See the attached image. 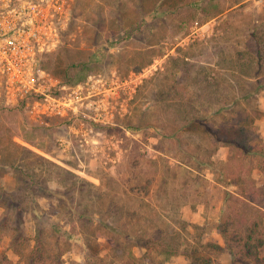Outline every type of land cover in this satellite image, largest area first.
Masks as SVG:
<instances>
[{
    "label": "rangeland",
    "instance_id": "rangeland-1",
    "mask_svg": "<svg viewBox=\"0 0 264 264\" xmlns=\"http://www.w3.org/2000/svg\"><path fill=\"white\" fill-rule=\"evenodd\" d=\"M34 2L60 105L0 93V260L35 264L41 228L44 264H264L238 237L264 231V156L224 142L264 145V0Z\"/></svg>",
    "mask_w": 264,
    "mask_h": 264
},
{
    "label": "built area",
    "instance_id": "built-area-1",
    "mask_svg": "<svg viewBox=\"0 0 264 264\" xmlns=\"http://www.w3.org/2000/svg\"><path fill=\"white\" fill-rule=\"evenodd\" d=\"M40 12V2L34 0L0 1V93L14 105L28 95L44 94L45 102L36 100L30 110L38 116L60 105L59 98L47 94L45 82L52 78L37 59L41 49ZM61 103L70 105L68 101Z\"/></svg>",
    "mask_w": 264,
    "mask_h": 264
},
{
    "label": "trees",
    "instance_id": "trees-1",
    "mask_svg": "<svg viewBox=\"0 0 264 264\" xmlns=\"http://www.w3.org/2000/svg\"><path fill=\"white\" fill-rule=\"evenodd\" d=\"M252 38H254V41L256 43V47L259 46L258 48V55L256 56V61L259 62V64L261 65V62L264 59V51H263V47L261 48V43L264 44V38H262V36L259 35L257 29H255L252 33ZM255 76L253 77L255 83H253V88H251V90L248 91L249 94H256L258 92V90L260 88H262L264 86V82L261 80L262 79V75L258 72H255ZM261 76V77H260ZM229 141L234 144L237 149L240 148V150L242 151V153L245 154H255L258 153L260 155L264 156V146L261 144H256V146L250 145V144H246L243 141L239 140V138L237 139H229L226 138V140H224V142L229 143ZM21 207L18 206V209H20ZM31 211L33 212V214L38 218V222L39 223H44L45 219H42L45 217V208L41 206V204H39L38 202H33V204L30 206ZM42 220V221H41ZM6 217H0V222L6 223ZM22 223H24L22 220L19 221L18 226H21ZM258 224H250L249 226V232L246 236H242L239 235V239L242 242L244 240L245 243V249H246V253L248 255H252L256 258H258L259 260L261 259L259 254L261 249H264V231H255V228H257ZM40 230V231H39ZM37 231V234L35 236V244L32 248V256H34L33 259V263H41L44 264L45 260L47 261V256H44V250H45V246H44V242L42 240V236L41 233L43 232L41 230V228ZM59 231L57 230L56 227L54 226V231ZM255 248V251H254ZM37 254H41L39 255V257L37 258ZM43 257V258H42ZM261 261V260H260ZM0 264H20L19 262H13L12 260L8 259V258H3L2 260H0Z\"/></svg>",
    "mask_w": 264,
    "mask_h": 264
},
{
    "label": "crops",
    "instance_id": "crops-1",
    "mask_svg": "<svg viewBox=\"0 0 264 264\" xmlns=\"http://www.w3.org/2000/svg\"><path fill=\"white\" fill-rule=\"evenodd\" d=\"M261 77V76H260ZM262 89H264V86L262 87V88H260L259 90H262ZM258 90V91H259ZM256 95H259V92H257L256 93ZM263 95V94H262ZM260 96V95H259ZM263 99H264V97H263ZM260 101H262V98H260ZM258 103V108L261 110V112H262V117H261V119L263 120V122H264V102H257ZM264 146V145H263ZM255 154H257V153H255ZM254 154V155H255ZM263 156V155H262ZM179 261H181V259H177L176 260V262L175 261H173V262H167V264H177ZM185 261H186V264H187V260H184V262H182V263H184L185 264ZM180 264V263H179Z\"/></svg>",
    "mask_w": 264,
    "mask_h": 264
},
{
    "label": "flooded vegetation",
    "instance_id": "flooded-vegetation-1",
    "mask_svg": "<svg viewBox=\"0 0 264 264\" xmlns=\"http://www.w3.org/2000/svg\"><path fill=\"white\" fill-rule=\"evenodd\" d=\"M1 2H5L6 0H0Z\"/></svg>",
    "mask_w": 264,
    "mask_h": 264
}]
</instances>
